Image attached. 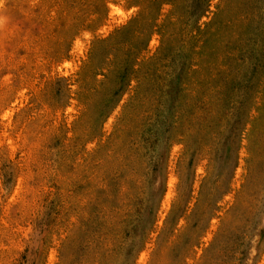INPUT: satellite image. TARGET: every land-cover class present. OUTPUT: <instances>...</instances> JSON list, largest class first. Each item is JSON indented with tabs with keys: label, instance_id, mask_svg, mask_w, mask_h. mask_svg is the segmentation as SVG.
Here are the masks:
<instances>
[{
	"label": "rangeland",
	"instance_id": "374dc122",
	"mask_svg": "<svg viewBox=\"0 0 264 264\" xmlns=\"http://www.w3.org/2000/svg\"><path fill=\"white\" fill-rule=\"evenodd\" d=\"M0 264H264V0H0Z\"/></svg>",
	"mask_w": 264,
	"mask_h": 264
}]
</instances>
